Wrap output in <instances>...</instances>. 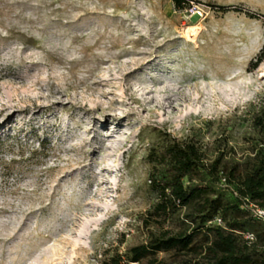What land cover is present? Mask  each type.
Here are the masks:
<instances>
[{
  "label": "rangeland",
  "instance_id": "1",
  "mask_svg": "<svg viewBox=\"0 0 264 264\" xmlns=\"http://www.w3.org/2000/svg\"><path fill=\"white\" fill-rule=\"evenodd\" d=\"M196 4L0 0V264H103L191 232L192 209L151 217L148 157L175 139L210 162L234 152L220 170L237 163L238 184L246 152L264 148V0ZM194 183L234 200L232 186Z\"/></svg>",
  "mask_w": 264,
  "mask_h": 264
},
{
  "label": "trees",
  "instance_id": "2",
  "mask_svg": "<svg viewBox=\"0 0 264 264\" xmlns=\"http://www.w3.org/2000/svg\"><path fill=\"white\" fill-rule=\"evenodd\" d=\"M172 2L175 9L181 12L197 5V0ZM219 11L243 13L250 19L261 18L239 8L223 7ZM263 60L264 48L254 67ZM259 123L264 132V123ZM218 153L210 162L197 144L177 139L160 152L151 153L148 158L155 169L151 187L157 199L151 217L155 218L156 223L165 222L182 209H192L187 217L191 220L192 230L186 234L162 232L159 236L153 235L148 244L133 247L125 257L117 255L103 264H143L144 261L147 264H166L159 261L157 255L170 252L191 257L183 264H264V224L256 220L247 208L249 201L264 209V148L253 149V157L244 156L243 161L247 160L246 169L238 184H235V180L240 166L234 163V167L226 174L220 170V166L227 154L224 150ZM229 155L234 157V152ZM159 168L164 169L163 174ZM203 175L220 185L225 178V187L235 188L232 195L234 200L225 203L222 196L210 197L213 192L208 186L194 183ZM247 215L249 219H246ZM217 218L222 219L224 226L210 225ZM248 227L254 229L256 235L244 232ZM246 233L254 235L252 243L244 239ZM199 236L202 240L197 243Z\"/></svg>",
  "mask_w": 264,
  "mask_h": 264
},
{
  "label": "built area",
  "instance_id": "3",
  "mask_svg": "<svg viewBox=\"0 0 264 264\" xmlns=\"http://www.w3.org/2000/svg\"><path fill=\"white\" fill-rule=\"evenodd\" d=\"M193 9H194V8H193ZM217 155H219V153H216L214 157H217ZM247 155H249V156H251V157L254 156V154H252L251 152H246L245 156H247ZM225 158H226V159H230V155H229V157L226 156ZM226 183H227V182H226V179L223 178V179H222V184H223V185H226ZM248 203H249V204H248L247 208H248V210L250 211L251 215H252L256 220H258L259 222H261V223L264 224V209L260 208L259 206L255 205V204H253V203H250L249 201H248ZM210 225H214V226H224V223H223L222 219L217 218V219H215L213 222H211ZM244 239H245L247 242L252 243V242L255 240V237H254V235L251 234V233H246V234H244Z\"/></svg>",
  "mask_w": 264,
  "mask_h": 264
},
{
  "label": "bare ground",
  "instance_id": "4",
  "mask_svg": "<svg viewBox=\"0 0 264 264\" xmlns=\"http://www.w3.org/2000/svg\"><path fill=\"white\" fill-rule=\"evenodd\" d=\"M225 92V91H224ZM224 96V95H223ZM188 114V113H187Z\"/></svg>",
  "mask_w": 264,
  "mask_h": 264
}]
</instances>
